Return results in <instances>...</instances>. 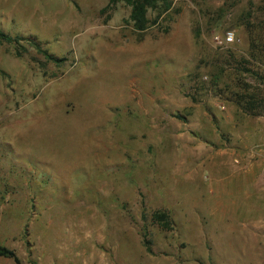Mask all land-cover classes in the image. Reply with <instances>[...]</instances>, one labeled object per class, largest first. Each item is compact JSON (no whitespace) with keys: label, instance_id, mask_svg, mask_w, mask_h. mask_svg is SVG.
<instances>
[{"label":"rangeland","instance_id":"1","mask_svg":"<svg viewBox=\"0 0 264 264\" xmlns=\"http://www.w3.org/2000/svg\"><path fill=\"white\" fill-rule=\"evenodd\" d=\"M129 13L0 0V29L59 60L0 43V244L21 264H264V83L220 62L256 35L264 70V0H172L142 31ZM254 87L251 114L232 99Z\"/></svg>","mask_w":264,"mask_h":264},{"label":"trees","instance_id":"2","mask_svg":"<svg viewBox=\"0 0 264 264\" xmlns=\"http://www.w3.org/2000/svg\"><path fill=\"white\" fill-rule=\"evenodd\" d=\"M116 1V0H111ZM130 6L129 19L132 21L133 27L142 31L148 27L149 18L147 17V12L149 10H157L158 12L167 11L172 4V0H121ZM259 38L255 35V38L250 39V43L246 48L247 55L238 56L231 49L226 52V57L221 59L222 65L224 63L233 64L234 67L241 71L249 72L254 76L255 80L264 83V70L261 66L262 56L261 52L258 51L256 42ZM256 41V42H255ZM0 43H9L14 47V54L21 56L26 50L27 46L30 45L35 47L39 52H41L46 58L54 61H59L54 55L50 54L46 49H44L41 43L34 36H22L19 34L12 35L4 30L0 29ZM240 89H243L240 87ZM258 87L252 88L251 92L236 91L233 92L234 102L245 112L256 114L257 109L260 107L261 101L257 100V93L254 90H258ZM242 92V93H239ZM153 217L157 219L161 226L165 229L170 227V219L168 214L159 211L153 214ZM152 241L146 236L143 238V244L147 252H152L151 250ZM0 255L4 257H9L14 260L15 263L21 264L20 259L17 257L16 253L12 250L0 244Z\"/></svg>","mask_w":264,"mask_h":264},{"label":"built area","instance_id":"3","mask_svg":"<svg viewBox=\"0 0 264 264\" xmlns=\"http://www.w3.org/2000/svg\"><path fill=\"white\" fill-rule=\"evenodd\" d=\"M212 42L217 47H226L233 45L236 42L234 32L232 30H225L223 32H216L212 35Z\"/></svg>","mask_w":264,"mask_h":264}]
</instances>
